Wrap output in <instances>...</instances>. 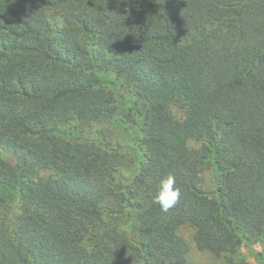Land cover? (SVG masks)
Instances as JSON below:
<instances>
[{
	"label": "trees",
	"instance_id": "obj_1",
	"mask_svg": "<svg viewBox=\"0 0 264 264\" xmlns=\"http://www.w3.org/2000/svg\"><path fill=\"white\" fill-rule=\"evenodd\" d=\"M124 83L137 161L80 130L116 117ZM0 149L21 208L0 204V264H188L184 224L232 262L264 243V0H0Z\"/></svg>",
	"mask_w": 264,
	"mask_h": 264
},
{
	"label": "rangeland",
	"instance_id": "obj_2",
	"mask_svg": "<svg viewBox=\"0 0 264 264\" xmlns=\"http://www.w3.org/2000/svg\"><path fill=\"white\" fill-rule=\"evenodd\" d=\"M130 88L124 83L123 87L119 89L118 97L119 110L114 119L95 122L90 126H85L82 129L83 137L93 143L99 144L108 143L114 150L120 151V153L126 154L128 158L138 160L135 147V136L138 132V126L136 123L130 120L128 113L130 112L129 106L126 103H122L121 100L127 101L132 99L130 94ZM174 113L178 118H182L184 112L181 108L175 107ZM79 130V129H78ZM191 147L199 146V143L195 140H190ZM0 158H3L9 162H14V154L11 152L3 151L0 149ZM130 164V165H129ZM40 173L45 176L57 175L63 172L64 167L57 161H47L40 167ZM137 171V166L128 162L120 169V180L123 183H130L132 177ZM118 175V176H119ZM202 180L204 188L209 191L210 194L216 193V178L212 169H205L202 173ZM0 204L6 207L9 217L17 216L21 213L19 189L17 187H6L0 185ZM106 206V204H105ZM130 221L125 225L128 227ZM178 233L183 237L190 246L188 253V264H264L260 259L264 254V243L261 237L253 239L247 243L242 241L237 248V254L234 256L233 261H229L225 256H216L210 251H204L198 248L195 241V229L189 224L181 225L178 229ZM243 260V261H241Z\"/></svg>",
	"mask_w": 264,
	"mask_h": 264
},
{
	"label": "clouds",
	"instance_id": "obj_3",
	"mask_svg": "<svg viewBox=\"0 0 264 264\" xmlns=\"http://www.w3.org/2000/svg\"><path fill=\"white\" fill-rule=\"evenodd\" d=\"M148 183H150V180ZM182 194V188L177 183L175 174L169 173L160 181L154 196V203L158 204L161 211L166 213L179 203Z\"/></svg>",
	"mask_w": 264,
	"mask_h": 264
}]
</instances>
